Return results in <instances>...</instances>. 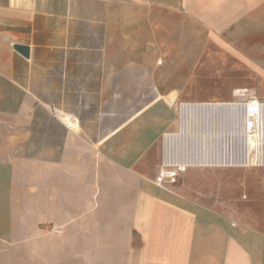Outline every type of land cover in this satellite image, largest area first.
I'll return each instance as SVG.
<instances>
[{
  "label": "crops",
  "instance_id": "0c3cea01",
  "mask_svg": "<svg viewBox=\"0 0 264 264\" xmlns=\"http://www.w3.org/2000/svg\"><path fill=\"white\" fill-rule=\"evenodd\" d=\"M210 40L264 68V0H0V264H264L216 193L155 184L170 102L251 96L183 98Z\"/></svg>",
  "mask_w": 264,
  "mask_h": 264
},
{
  "label": "built area",
  "instance_id": "2783aa9c",
  "mask_svg": "<svg viewBox=\"0 0 264 264\" xmlns=\"http://www.w3.org/2000/svg\"><path fill=\"white\" fill-rule=\"evenodd\" d=\"M180 126L163 134V159L155 184L167 189L192 168H264V100L255 96L227 103H169ZM65 126L77 129L76 117ZM59 233V229H55Z\"/></svg>",
  "mask_w": 264,
  "mask_h": 264
},
{
  "label": "rangeland",
  "instance_id": "374dc122",
  "mask_svg": "<svg viewBox=\"0 0 264 264\" xmlns=\"http://www.w3.org/2000/svg\"><path fill=\"white\" fill-rule=\"evenodd\" d=\"M204 44L205 55L197 58L193 80L182 90L184 99L193 94L202 95L200 98L204 100L227 99L234 90L242 89L264 100V68L251 62L250 56L245 54L248 50L244 51V56H234L220 41L210 40ZM172 190H188L198 197L204 190L210 195L216 193L205 201L210 205L218 203L226 214L264 230V168L191 171L180 176ZM55 229L57 227H52L50 232H62V228H58L59 233ZM11 251L13 260H1L2 264H27L24 248ZM72 261L62 260L60 264H74ZM51 262L48 260L46 264H54ZM34 264L42 263L34 261Z\"/></svg>",
  "mask_w": 264,
  "mask_h": 264
},
{
  "label": "water",
  "instance_id": "95a60500",
  "mask_svg": "<svg viewBox=\"0 0 264 264\" xmlns=\"http://www.w3.org/2000/svg\"><path fill=\"white\" fill-rule=\"evenodd\" d=\"M15 49L21 53L24 57L29 58V48L25 46L17 45L15 46Z\"/></svg>",
  "mask_w": 264,
  "mask_h": 264
}]
</instances>
